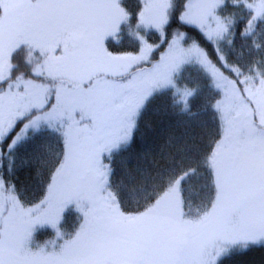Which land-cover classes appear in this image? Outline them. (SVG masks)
<instances>
[{"label":"snow or ice","instance_id":"1","mask_svg":"<svg viewBox=\"0 0 264 264\" xmlns=\"http://www.w3.org/2000/svg\"><path fill=\"white\" fill-rule=\"evenodd\" d=\"M152 111L168 127L146 124ZM209 114L216 132L202 142ZM42 139L58 148L29 201L15 158ZM42 230L55 238L38 243ZM255 252L264 0H0V264H233Z\"/></svg>","mask_w":264,"mask_h":264},{"label":"trees","instance_id":"2","mask_svg":"<svg viewBox=\"0 0 264 264\" xmlns=\"http://www.w3.org/2000/svg\"><path fill=\"white\" fill-rule=\"evenodd\" d=\"M244 55H247L246 51ZM185 75L187 76L188 74L186 73ZM191 79L195 82L197 77L193 75ZM145 123L150 124L154 129L162 130L168 127L169 120L157 115L155 111H152L145 117ZM200 124L201 127L196 129L197 136L202 142H207L216 132L215 121L211 114H209L201 118ZM57 148L58 144L55 139H42L26 146L17 154L15 158V173L12 179L17 184L26 200L35 201L42 196L46 168ZM120 164L121 158H118L116 164L118 172L117 179L123 178L120 175ZM135 166L136 162L133 160L129 167L134 168ZM198 195L199 185L194 183L190 190L193 203H198ZM66 219L74 222L76 221V216L74 213H69ZM46 234L47 233L40 232L38 238L50 236V234ZM233 264H264V253H252L250 256L244 258L243 261L233 262Z\"/></svg>","mask_w":264,"mask_h":264},{"label":"rangeland","instance_id":"3","mask_svg":"<svg viewBox=\"0 0 264 264\" xmlns=\"http://www.w3.org/2000/svg\"><path fill=\"white\" fill-rule=\"evenodd\" d=\"M67 216H68V214L64 218L62 231H70V230H72V228L75 227V224L77 222V221H74V222L68 221L66 219ZM41 232L47 233L46 235L50 234V236H42L41 238H38V235H39V233H38V235L36 237V239L38 238L37 239L38 243H42V242H45V241H48V240H51V239L55 238L53 233L50 230H42Z\"/></svg>","mask_w":264,"mask_h":264}]
</instances>
